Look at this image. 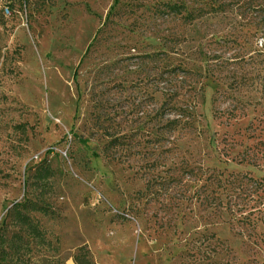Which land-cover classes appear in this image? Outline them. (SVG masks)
I'll return each mask as SVG.
<instances>
[{
    "label": "rangeland",
    "instance_id": "rangeland-1",
    "mask_svg": "<svg viewBox=\"0 0 264 264\" xmlns=\"http://www.w3.org/2000/svg\"><path fill=\"white\" fill-rule=\"evenodd\" d=\"M251 2L0 0L11 5L0 13V222L41 194L51 213L36 217L62 259L53 264H75L81 246L97 264H264V223L207 227L186 179L139 194L187 162L264 174L229 160L258 111L223 93L215 102L225 85L205 78L260 46L263 9ZM173 3L197 17L169 12ZM159 50L189 72L163 77L145 58ZM171 102L192 111L191 124L169 123Z\"/></svg>",
    "mask_w": 264,
    "mask_h": 264
},
{
    "label": "trees",
    "instance_id": "trees-1",
    "mask_svg": "<svg viewBox=\"0 0 264 264\" xmlns=\"http://www.w3.org/2000/svg\"><path fill=\"white\" fill-rule=\"evenodd\" d=\"M252 3H256V9H263V12L257 11L262 14L258 13L253 31L255 37L262 38L259 42L260 46L253 48L250 53L231 57L234 64L209 65L205 69V78L218 80L225 85L223 91L215 92L213 97L215 102L218 101V95L223 93L225 97L237 99L238 104H235L233 108L246 110L253 107L255 111H258V115L242 128L243 132H239L241 139L233 138L230 150L237 146L240 148L229 160L238 165L263 169L264 0H252L250 6ZM0 6V13L3 15H6V9L9 12L11 10L10 4H0ZM167 7L169 12L175 15L186 12V15L193 19L197 17L196 9L188 11L184 3L168 4ZM145 58L151 61L158 60L163 68H161L163 70L161 75L163 77L168 75L169 79L173 73L175 75L178 71H188L183 68L182 64L172 67L168 62L167 52L164 50L146 53ZM171 103H173L172 109H176L177 113L176 118L169 123L176 127L191 124L189 119L194 116L192 111L189 108L182 110L176 102ZM246 115L244 113L242 116ZM119 140L120 138H113L108 145L114 146ZM49 174L50 168L48 167L40 171V175L44 177ZM157 177L159 180H155L154 177L148 180L144 189L139 190V194L153 193L156 185L168 190L173 186H180L182 180L186 179L188 185L192 187L191 193L195 201H198L199 206L203 207L207 213V227L235 225L246 230L248 227L255 228L258 224L264 223V174L255 177L250 172H236L227 167L220 169L187 162L180 166L177 165L169 174L159 173ZM47 205L41 194L26 195L7 209L0 222V264H53L62 261L58 257L59 243L53 242L47 236L40 220L36 217L37 214L46 216L51 213ZM211 230V235L215 236L216 230ZM72 257L75 264H97L85 246L79 247Z\"/></svg>",
    "mask_w": 264,
    "mask_h": 264
},
{
    "label": "built area",
    "instance_id": "built-area-1",
    "mask_svg": "<svg viewBox=\"0 0 264 264\" xmlns=\"http://www.w3.org/2000/svg\"><path fill=\"white\" fill-rule=\"evenodd\" d=\"M0 8H1V6H0ZM9 13V10L8 9H6L5 10V14H8Z\"/></svg>",
    "mask_w": 264,
    "mask_h": 264
}]
</instances>
